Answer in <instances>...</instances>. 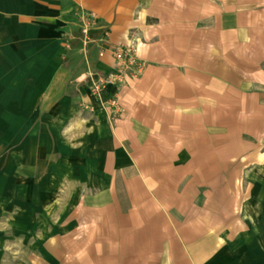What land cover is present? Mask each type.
<instances>
[{"label": "rangeland", "instance_id": "374dc122", "mask_svg": "<svg viewBox=\"0 0 264 264\" xmlns=\"http://www.w3.org/2000/svg\"><path fill=\"white\" fill-rule=\"evenodd\" d=\"M206 1L148 21L64 152L0 33V264H264V0Z\"/></svg>", "mask_w": 264, "mask_h": 264}, {"label": "crops", "instance_id": "0c3cea01", "mask_svg": "<svg viewBox=\"0 0 264 264\" xmlns=\"http://www.w3.org/2000/svg\"><path fill=\"white\" fill-rule=\"evenodd\" d=\"M200 1L187 0L192 9H199ZM205 3L213 6L209 0ZM168 4L177 10L184 0H0V33L13 36L10 41H16L21 50L15 56L31 57L35 66L30 71L35 74L31 90L38 101L39 115H43L44 131L40 138L53 139L56 151H65L62 136L65 123L81 112V105L97 108L99 104L88 94L90 74H111L115 70L113 49L126 47L140 36L147 38L151 31L146 27L151 19H158V25L166 24ZM81 14L92 17L90 43L85 52L81 38L75 36L81 30ZM176 16L175 20L183 19ZM186 18V24H198V14ZM214 24L212 20L210 25ZM64 42L68 43V49L64 48ZM28 43L30 49L26 47ZM110 124L113 136L118 141L124 139L121 123ZM130 129L133 133V124ZM145 129L150 132V124ZM38 130L39 127L36 134Z\"/></svg>", "mask_w": 264, "mask_h": 264}, {"label": "built area", "instance_id": "2783aa9c", "mask_svg": "<svg viewBox=\"0 0 264 264\" xmlns=\"http://www.w3.org/2000/svg\"><path fill=\"white\" fill-rule=\"evenodd\" d=\"M80 21H81V35H82V42H83L82 46L85 52L87 46L90 43L89 32L92 26V17H89L88 15H85V14H81ZM112 55L116 59L114 73H111L110 75H107V76H95V75L90 74L91 91L93 95L100 101L101 104H103L102 96H103L104 91L107 89V87L114 86L113 82L115 79H113V77H116L115 75L119 76L120 74H122V69L124 68V65L126 62L129 65H135L136 63V60L131 55V52L128 51V49H126L125 47H118L114 49L112 51ZM137 70H135L136 73H137Z\"/></svg>", "mask_w": 264, "mask_h": 264}, {"label": "trees", "instance_id": "16d2710c", "mask_svg": "<svg viewBox=\"0 0 264 264\" xmlns=\"http://www.w3.org/2000/svg\"><path fill=\"white\" fill-rule=\"evenodd\" d=\"M116 89L117 88L113 86L107 94H104L103 99L107 101L112 98L116 94Z\"/></svg>", "mask_w": 264, "mask_h": 264}]
</instances>
